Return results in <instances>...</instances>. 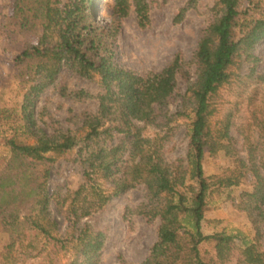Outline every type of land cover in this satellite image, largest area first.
<instances>
[{"label": "trees", "instance_id": "1", "mask_svg": "<svg viewBox=\"0 0 264 264\" xmlns=\"http://www.w3.org/2000/svg\"><path fill=\"white\" fill-rule=\"evenodd\" d=\"M186 1L183 12L199 2ZM11 2L5 32L31 41L15 57L27 83L21 114L12 133L1 139L8 154L0 169V232L7 234L0 264H61L63 256H68L66 264H100L108 235L87 219L138 185L146 200L137 212L149 221L160 219L158 238L142 264H229L237 250L240 264H264V116L249 124L250 132L243 133L239 125L246 146L240 147L231 113L217 117L215 102L219 90L232 82L229 69L241 56L251 64L247 75L264 83L256 54L264 41V0L216 1V16L202 30L192 58L194 79L180 54L163 69L145 73L118 60L123 19L134 14L146 27L149 0H115L105 24L98 19L99 0ZM64 70L99 79L98 108L81 114V133L47 130L37 116L39 98L49 88L74 100L93 97L84 88L70 89ZM179 73L188 78L184 93L178 88ZM179 96L184 108L173 112L170 102ZM177 117L189 119L188 151L171 159L166 145ZM221 152L242 172L224 168L208 175L207 157ZM71 153L84 182L71 192L52 190L56 161ZM243 170L256 179L252 190L239 197L256 237L248 240L226 228L206 232L215 193L230 194Z\"/></svg>", "mask_w": 264, "mask_h": 264}, {"label": "rangeland", "instance_id": "2", "mask_svg": "<svg viewBox=\"0 0 264 264\" xmlns=\"http://www.w3.org/2000/svg\"><path fill=\"white\" fill-rule=\"evenodd\" d=\"M151 3L150 22L142 28L132 14L123 19L121 32L118 38V60L123 65L145 73L159 71L166 67L177 55H182L187 61L184 69L189 72L190 78H195V65L192 58L197 47L202 30L206 28L216 16L213 7L217 0H199L196 6L187 8L186 0H149ZM115 0H99L98 19L105 23L111 20L112 7ZM12 11L11 0H0V169L5 162L8 149L1 142L5 135H10L17 119L21 114V105L26 91V79L15 66V57L23 50L31 38L25 39L21 35H8L5 32V21ZM183 12V13H182ZM259 61L257 72L264 73V41L256 50ZM248 63L243 56L239 57L230 67L233 75L232 82L222 87L216 98L218 108L217 117L231 113L236 124L234 134L239 139V146L244 145L243 133L250 132L249 124L256 117L264 116V83L249 73ZM63 81L70 89H86L93 97L84 100H74L63 97L54 88L43 92L39 98L37 116L40 125L47 130L54 127L63 129L72 128L82 131L81 114L84 111H96L98 101L94 97L100 91L99 79L84 78L71 70L62 72ZM25 79V80H24ZM188 78L178 74V88L181 93L188 88ZM180 96L170 102L171 111L183 109ZM178 124L174 135L166 145L167 155L171 159L184 157L188 151V123L189 119L177 117ZM241 129L243 133L241 134ZM152 131V130H151ZM33 141V140H32ZM31 141V142H32ZM245 151V150H244ZM246 152V151H245ZM245 152L241 155L245 156ZM72 155L61 156L56 161L50 187L54 190L61 187L63 192L74 191L84 182L81 167L72 160ZM231 158L223 152L216 156H208L205 162L208 175L218 174L224 168L230 171L242 172ZM245 173L241 183L230 194L215 193L208 211L206 232L226 228L238 233L241 237L251 240L256 237L252 220L239 207V197L243 190H252L256 179L251 172ZM146 200V192L142 185L127 191L113 199L105 210L88 217V221L98 228L104 229L108 235L107 243L101 257L100 264H142L149 255L150 249L158 238L160 219L147 220L137 212V207ZM53 210L62 229L67 226L64 217ZM264 249V222L260 223ZM7 240V234L0 232V248ZM237 244L242 245L240 238ZM235 252L229 264H240ZM68 256H63L61 264H66ZM239 262V263H238ZM242 263V262H241Z\"/></svg>", "mask_w": 264, "mask_h": 264}]
</instances>
